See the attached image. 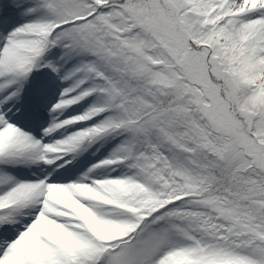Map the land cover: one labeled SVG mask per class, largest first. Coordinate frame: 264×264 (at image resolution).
Returning a JSON list of instances; mask_svg holds the SVG:
<instances>
[{"label": "snow or ice", "instance_id": "6c2138e0", "mask_svg": "<svg viewBox=\"0 0 264 264\" xmlns=\"http://www.w3.org/2000/svg\"><path fill=\"white\" fill-rule=\"evenodd\" d=\"M0 264H264V0H0Z\"/></svg>", "mask_w": 264, "mask_h": 264}]
</instances>
